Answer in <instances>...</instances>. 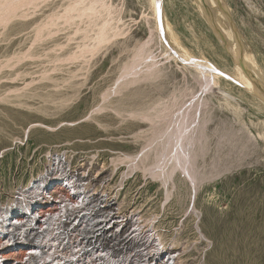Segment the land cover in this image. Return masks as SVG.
<instances>
[{
	"label": "rangeland",
	"instance_id": "rangeland-1",
	"mask_svg": "<svg viewBox=\"0 0 264 264\" xmlns=\"http://www.w3.org/2000/svg\"><path fill=\"white\" fill-rule=\"evenodd\" d=\"M12 1L0 0V207L58 154L106 209L115 204L113 225L134 226L122 253L129 242L144 261L151 240L166 264H264V101L226 75L206 89L205 68L166 52L153 0H109L118 11L99 43L105 16H77L66 9L76 0ZM208 1L216 17L227 11L264 84V0ZM199 2L162 0L177 52L235 76ZM198 101L189 181L170 168L169 120ZM11 226V238L24 232Z\"/></svg>",
	"mask_w": 264,
	"mask_h": 264
},
{
	"label": "built area",
	"instance_id": "built-area-1",
	"mask_svg": "<svg viewBox=\"0 0 264 264\" xmlns=\"http://www.w3.org/2000/svg\"><path fill=\"white\" fill-rule=\"evenodd\" d=\"M84 179L54 154L39 177L0 207V264H166L151 240L144 261L134 259L129 242L122 253L118 243L133 236L134 226L113 225L115 204L106 209L107 199L91 195ZM12 224L24 232L11 238Z\"/></svg>",
	"mask_w": 264,
	"mask_h": 264
},
{
	"label": "bare ground",
	"instance_id": "bare-ground-1",
	"mask_svg": "<svg viewBox=\"0 0 264 264\" xmlns=\"http://www.w3.org/2000/svg\"><path fill=\"white\" fill-rule=\"evenodd\" d=\"M12 1V0H11ZM15 1V0H14ZM20 1V0H19ZM27 1V0H25ZM29 1V0H28ZM33 1V0H32ZM152 1V0H151ZM205 1V0H204ZM203 0H201L202 4L204 5L205 8V23L211 24V27L214 28V32L216 34V36H218V38L220 39V41H222L226 47V49H228V51L230 52V54L232 55L233 60L236 63V71L237 74L235 76H231V74H227L225 71L220 70V68H215L214 66H210V64L206 63L209 67H206V64H202L204 61L199 60L197 61L195 60V58H193L191 55H189L188 53L186 54L185 52L183 53H178L177 52V45L175 44L176 42L172 39L170 32L168 31V27L169 24L166 21V19H164L162 17L163 14V9H162V0H153V7H154V15L155 16V20H156V24H155V32L158 35V37L165 43L166 46V52L173 53L175 55V57L179 58L181 61L187 62V59L189 61V64L191 66H201L202 69H204L203 71L205 72V74L203 75L204 72L199 71L202 74V83H204V86H206V89L209 88H213V86L217 85L218 82L221 80L222 77H224V75L229 76V79H233L235 82H239L241 84V86H245V88H247V90H251L253 91L258 97L259 99L264 101V84L261 82V80L259 79L260 77L257 75V72L254 69L253 64H251L249 62V60L247 59V56L245 54H243V45L240 41V34L238 33V31L235 29V27L233 26V24L231 22H229V17H228V13L225 9L222 8V13L221 15L218 17L215 16V14L213 13V7L211 6V4H206L203 3ZM208 1V0H207ZM212 1V0H211ZM18 2V0H17ZM199 2V3H201ZM210 2V0L208 1ZM207 2V3H208ZM7 3V2H6ZM8 3H10V1H8ZM13 3V1H12ZM10 4L12 7L14 5L15 7V2ZM213 3V2H212ZM20 4V3H19ZM26 4V3H25ZM30 4V3H28ZM201 4V5H202ZM215 4V3H214ZM7 5V4H6ZM41 5V4H40ZM202 5V6H203ZM9 6V4H8ZM17 6V5H16ZM32 6V5H31ZM5 7V6H4ZM10 7V8H12ZM13 7V8H14ZM224 7V6H223ZM9 8V9H10ZM203 8V7H202ZM66 9H69V11H74V12H78L77 16H83V15H90V16H94L95 18H99L101 16H105L103 19V23L102 26L99 30V34L97 36V43L105 40L107 38V31L110 29L108 27L109 21L111 19H115V15L117 13V7L113 6L112 2H110L109 0H87V2L85 0H76V2H73V4L68 5V7H66ZM203 10V9H202ZM224 10V11H223ZM68 11V10H67ZM26 12V11H25ZM66 12V10L64 11ZM70 12V13H71ZM73 12V13H74ZM76 12V13H77ZM72 14V13H71ZM70 14V15H71ZM153 14V13H152ZM69 15V17H70ZM230 15V14H229ZM7 16V15H6ZM72 17V15H71ZM52 18V17H51ZM58 18V17H57ZM232 18V17H231ZM3 19V18H2ZM68 19V18H66ZM8 20V19H7ZM69 21V20H68ZM216 21V22H215ZM55 24V23H54ZM221 26L223 27V29H221ZM232 27V28H231ZM48 31V30H47ZM152 31V30H150ZM233 34L234 38L231 41L229 39V33ZM225 37H227V39L225 40ZM95 40V39H94ZM228 40V41H227ZM96 42V41H95ZM145 44V43H144ZM147 44V42H146ZM222 44V43H221ZM98 45V44H96ZM95 45V47H96ZM145 46V45H144ZM83 47V46H82ZM141 47V46H140ZM224 47V46H223ZM95 49V48H94ZM88 51V50H87ZM143 51V50H142ZM237 51V56L234 57L233 56V52ZM142 54V53H141ZM230 55V56H231ZM140 57V56H139ZM170 58V57H169ZM142 59V58H139ZM140 61V60H139ZM145 62V61H144ZM132 63V62H131ZM138 63V62H137ZM201 63V64H200ZM135 64V63H134ZM132 66V65H130ZM150 67V66H149ZM148 68V67H147ZM196 68V67H194ZM200 67H198L197 69L199 70ZM151 69V68H150ZM130 70V69H129ZM133 70V69H132ZM201 70V69H200ZM128 72V71H127ZM136 72V71H135ZM142 72V71H141ZM147 72V71H146ZM131 73V72H130ZM137 73V72H136ZM259 73V72H258ZM134 74V73H133ZM128 75V74H127ZM132 75V74H131ZM138 75V74H137ZM133 77V76H132ZM134 78V77H133ZM200 80V79H199ZM238 80V81H237ZM206 81V82H205ZM201 83V84H202ZM202 88V87H201ZM204 88V87H203ZM202 90V89H201ZM205 93V92H204ZM209 93H211L209 91ZM214 95L216 93H226L223 91L222 87L217 88V91H213L212 92ZM229 96V95H227ZM204 98V97H203ZM233 98V97H232ZM194 99V98H193ZM206 99V98H205ZM199 100V99H198ZM187 102V101H186ZM189 102V100H188ZM206 102V100H205ZM193 103V102H192ZM157 104V103H156ZM183 106V105H182ZM186 106V105H185ZM191 107H189V105L183 109H179L178 113L174 116H170L171 120L169 123L171 128L170 130L173 131V134L170 135V139L169 141L171 142L169 145V151L167 150V152H169L170 156L172 157L170 160V168L171 169H181L182 172H184V175L186 176V178L191 181L192 179L194 180V171H191L192 169H190V165L188 167L184 165V157L186 156V152H187V146L189 141L192 138V134H194V132L192 133V129L194 126H190L191 124L193 125L194 121L197 120L196 117L197 115L200 113V109H202V104L201 102H196L190 105ZM205 107V106H204ZM210 107V106H209ZM191 108V109H190ZM209 109V108H208ZM170 115V114H169ZM167 118V117H166ZM164 119V118H163ZM162 119V121H163ZM168 119V118H167ZM188 122V123H187ZM197 122V121H195ZM167 125V123H166ZM172 125V126H171ZM192 127L191 130H187V128ZM168 128V127H167ZM166 129V128H165ZM164 132L167 131L168 129L165 130ZM169 130V131H170ZM187 131L186 134L184 135L183 132ZM163 134L165 135L168 132H165ZM153 133V132H152ZM169 134V133H168ZM184 135V136H183ZM160 136V135H159ZM163 137V136H161ZM160 137V140H161ZM264 138V137H263ZM168 141V142H169ZM167 142V141H166ZM193 142V141H192ZM164 146V145H163ZM167 146V145H166ZM165 148V147H164ZM167 149V148H165ZM191 150V149H190ZM161 153V152H160ZM159 153V154H160ZM165 154L168 155V153L165 152ZM169 157V156H168ZM162 158V157H161ZM186 160V158H185ZM168 162V161H167ZM186 164V163H185ZM163 165V164H162ZM158 166V165H157ZM165 168V167H164ZM192 168V167H191ZM165 171V170H164ZM173 171V170H172ZM169 172V171H167ZM171 172V171H170ZM162 173V172H161ZM159 174V173H158ZM183 174V173H181ZM172 175V174H170ZM161 177V176H160ZM169 177V174H165L164 173V178ZM30 181V180H29ZM105 226V225H104ZM14 228V227H13ZM17 228V227H16ZM22 230V229H20ZM20 231H18L17 233H19ZM23 232V231H21ZM14 233V232H13ZM139 235V234H138ZM138 237V236H137ZM150 237V236H148ZM135 238V237H134ZM152 238V237H151ZM149 240V238L147 239ZM147 242V241H146ZM132 243V242H131ZM120 244V243H119ZM122 244V243H121ZM146 244V243H145ZM160 244V243H159ZM142 245V244H141ZM140 245V246H141ZM149 245V244H148ZM143 247V245H142ZM145 247V246H144ZM141 248V247H140ZM148 248V247H147ZM146 249V251H148ZM143 251V250H142ZM150 252V251H149ZM144 255V254H143ZM171 255V254H170ZM169 256V255H167ZM174 256V255H173ZM167 258V257H165ZM140 259V258H139ZM148 259V258H147ZM169 259V258H168ZM172 259V257H171ZM170 259V260H171ZM165 260V259H164ZM167 260V259H166ZM169 260V261H170ZM168 261V262H169ZM172 262V261H171Z\"/></svg>",
	"mask_w": 264,
	"mask_h": 264
}]
</instances>
